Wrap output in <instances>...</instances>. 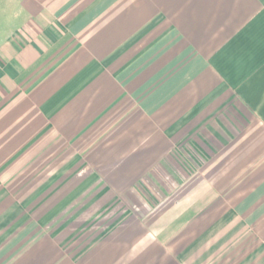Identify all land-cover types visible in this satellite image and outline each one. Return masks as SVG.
<instances>
[{"label": "crops", "instance_id": "1", "mask_svg": "<svg viewBox=\"0 0 264 264\" xmlns=\"http://www.w3.org/2000/svg\"><path fill=\"white\" fill-rule=\"evenodd\" d=\"M0 264H264V0H0Z\"/></svg>", "mask_w": 264, "mask_h": 264}]
</instances>
